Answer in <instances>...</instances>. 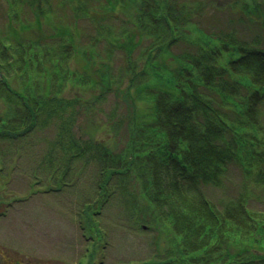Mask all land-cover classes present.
Here are the masks:
<instances>
[{
	"label": "trees",
	"instance_id": "1",
	"mask_svg": "<svg viewBox=\"0 0 264 264\" xmlns=\"http://www.w3.org/2000/svg\"><path fill=\"white\" fill-rule=\"evenodd\" d=\"M75 1L62 3L72 20L52 25L53 33L1 42L0 141L32 144L39 132L56 128L45 161L51 159L46 174L54 176L58 189L73 163L100 165L98 191L78 213L89 235L85 251L90 261L105 258L107 231L98 215L118 175V186L128 190L132 226L157 230L158 243H167L166 255L158 252L131 264H264V211L251 203L256 193L247 185L237 199L208 193L212 184L221 186L231 160L244 168L245 178L260 171L261 153L256 159L249 147L256 143L251 122L257 106L264 108V69L258 62L264 58L259 46L264 2L242 0L240 8L234 3L237 12L227 16L214 6L212 14L222 19L210 23L204 3L114 0L136 6L133 21L126 17L132 24L115 28L106 22L116 12L115 2ZM37 6L39 19L58 14L50 3ZM82 18L97 32L86 48L72 30ZM245 31L256 36L241 35ZM144 40L141 56L134 59ZM116 51L123 52L125 64L112 76ZM78 53L86 60L84 70L74 65ZM70 84L84 90L103 86V91L85 101L67 98ZM113 90L128 101L125 112L118 115L115 103L105 123L97 122V132L85 133L81 122L86 118L93 125L91 114L104 118L97 103L103 105ZM4 169L0 153V172Z\"/></svg>",
	"mask_w": 264,
	"mask_h": 264
},
{
	"label": "rangeland",
	"instance_id": "2",
	"mask_svg": "<svg viewBox=\"0 0 264 264\" xmlns=\"http://www.w3.org/2000/svg\"><path fill=\"white\" fill-rule=\"evenodd\" d=\"M70 1L0 0V44L1 42L6 45L15 44L21 38L34 40L45 36L44 32L53 33L51 26L56 23L68 24L72 20V17H68L71 15L69 7L63 8L61 5L70 3ZM73 2L76 3L75 0ZM112 2L115 1H107V3ZM187 2L193 7L204 3L207 12L206 19L211 23L222 19L212 14L215 11L214 6L220 7L223 13H219L227 16L231 12H237L231 5L237 3L235 7L240 8L242 0H187ZM255 2V0H248V3ZM259 2L263 3L264 0H259ZM37 3H41V8L50 3L52 10L58 14L49 12L39 19ZM114 4L116 12L114 16L108 17L106 22L115 28L132 24L126 20V17L129 16L133 21L132 15L136 11V6L130 3L124 5L115 2ZM233 14L235 17L238 16L237 13ZM78 22L79 27H72L73 34L80 41L82 48L89 47L88 45H92L97 32L90 28V21L87 18H82ZM257 30L260 28L257 27ZM242 34L245 37L256 36V32L247 35L245 31ZM55 43H57L56 39ZM146 44L144 40L142 45L134 51V59L141 56ZM259 46L264 47V38L259 41ZM175 51L177 52V49ZM101 54H104L102 49ZM77 55L79 56L75 58L74 65L84 70L86 60L81 56L82 54ZM113 59L115 64L112 76H117L118 71L125 64L123 52L116 51ZM263 59L260 57L258 62L264 69ZM12 81L14 85L17 84L14 79ZM102 91L103 86H100L98 90L94 88L84 90L70 84L64 95L67 98L78 97L85 101L92 99L94 95H97L96 93ZM104 98L106 101L103 105L97 103L100 110H103L101 116L104 118L91 114L93 125H87L89 121L86 118L83 119L81 123L85 133H96L97 130L94 127L97 122L105 123V114H109L114 109L115 103L118 115H123L125 112L128 101H125L120 93L116 94L113 90ZM257 107L258 113L254 122H251L256 143L250 146L249 142L248 146L249 148L254 147L255 158L257 152L261 153V157L256 158L258 161L262 160L261 163L256 162L260 165V171H256L258 175L249 179L245 178L244 168L239 167L238 161L231 160L221 186L216 187L212 184L208 188V193L212 195L211 192H213L217 199H237L238 193L244 192V187L247 185L251 192L257 195V201L254 195L252 206L254 205L256 210L264 211V108L260 111V103ZM102 129L101 127L99 131ZM243 130L249 132V127H244ZM57 132L56 128L49 127L39 132L32 144L26 145L0 141V153L5 165V169L0 172V264H95V262L96 264L121 262L131 264L130 260L148 259L158 252L166 255L167 243L164 240L158 243L155 235L158 233L157 230L147 231V229L132 226L133 218L130 217L128 190L118 186L119 176L116 175L113 178L112 196L104 203L98 215L102 227L107 231L108 244L104 250L105 258L102 262L100 258L90 261L85 251L89 244L87 241L89 235L80 226L78 213L88 201L94 199L99 188L101 168L99 164L93 162L73 163L66 176V184L58 189L54 176L52 175L50 179L46 174V166H49L51 159L45 161L46 154L53 148L50 141ZM73 132L79 133L78 128L75 127ZM84 139H87V135H84ZM232 143L234 144V140ZM81 168H83L82 172ZM29 173H35L38 176ZM35 180L38 182L34 184ZM48 182V189H40ZM93 248L94 246H91L89 250L92 251ZM83 251H85L84 254Z\"/></svg>",
	"mask_w": 264,
	"mask_h": 264
}]
</instances>
